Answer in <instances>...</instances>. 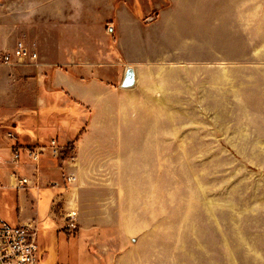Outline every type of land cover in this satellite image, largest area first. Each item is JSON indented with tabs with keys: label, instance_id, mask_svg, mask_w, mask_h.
Wrapping results in <instances>:
<instances>
[{
	"label": "rangeland",
	"instance_id": "374dc122",
	"mask_svg": "<svg viewBox=\"0 0 264 264\" xmlns=\"http://www.w3.org/2000/svg\"><path fill=\"white\" fill-rule=\"evenodd\" d=\"M88 1L104 2L106 20L83 37L86 52L104 50L109 61L116 60L115 87L124 89L128 69L136 74L131 89L139 98L137 119L143 120L136 123V197L126 201L121 193L119 203L136 210V226L76 236L48 229L38 236L40 264H264V0L259 29L235 18L246 0L244 7L230 1L235 32L227 31L232 35L227 38L221 28L230 22L226 12L210 24L203 18L225 0ZM108 6H127L136 16L140 52L132 60L118 52L117 30L110 31L116 10ZM196 13L200 23L191 18ZM126 26L120 34H130ZM9 30L13 33L5 36ZM17 42L16 28L1 25L0 11L3 51L11 53ZM207 46L211 58L202 57ZM242 46L248 58H241ZM194 47L201 62L189 61ZM52 61L37 58L33 64ZM75 61L88 66L99 60ZM120 127L129 131L133 124ZM130 192L134 195L133 187Z\"/></svg>",
	"mask_w": 264,
	"mask_h": 264
},
{
	"label": "crops",
	"instance_id": "0c3cea01",
	"mask_svg": "<svg viewBox=\"0 0 264 264\" xmlns=\"http://www.w3.org/2000/svg\"><path fill=\"white\" fill-rule=\"evenodd\" d=\"M225 1L209 11L203 9L204 5L201 9L206 11L203 18L209 24L215 15L226 12L225 18L229 16L230 22L225 20L221 28L227 38L232 36L228 32H235L231 31L234 8L232 0ZM240 1L244 7L245 1ZM260 2L246 0L245 8L235 18L240 16L243 25L249 27L251 23L259 29L263 17ZM110 7L107 10H116L115 26L110 31L117 30L118 52L132 60L140 52L136 16L127 6ZM0 11L1 25L16 28L17 43L23 42L37 58L55 60L42 65H34L31 60L28 64L2 65L6 52L5 46L0 45V193H4L0 195V219L10 226L35 223L39 234L50 229L57 235L66 231L68 236L97 229H116L113 232L119 233L136 226V210L131 213L119 203L121 193L126 201L130 196L136 197L139 98L132 87H115L120 67L114 58L109 61L110 54L104 50L88 53L87 45L83 46L89 28L106 20L104 2L0 0ZM191 18L200 23L202 17L196 13ZM124 26L131 28L130 34H120ZM10 33L13 32L6 31L5 36ZM192 42L199 44L200 40L194 38ZM155 44L154 40L151 46ZM205 49L207 56L202 57L211 58V46ZM240 50L241 58H248L245 47ZM202 57L194 47L189 61L201 62ZM87 58L99 61L88 66L75 61ZM141 94L148 98L145 90ZM131 122L129 131L121 130V123ZM53 141L60 150L59 156L48 151L40 155L38 162L29 157V150L49 147ZM15 150L19 159L13 157ZM18 176L28 177L30 185L19 188ZM131 187L134 195H130ZM10 209L14 217H10ZM72 214L78 223L75 233L64 229L66 216ZM43 258L39 251L40 263Z\"/></svg>",
	"mask_w": 264,
	"mask_h": 264
},
{
	"label": "built area",
	"instance_id": "2783aa9c",
	"mask_svg": "<svg viewBox=\"0 0 264 264\" xmlns=\"http://www.w3.org/2000/svg\"><path fill=\"white\" fill-rule=\"evenodd\" d=\"M36 61L37 55L30 52L23 42L17 43L11 53L3 56L2 65L15 66L28 64L29 61ZM12 137V135H9ZM49 149V150H48ZM50 153L54 156L60 155L57 143L53 141L49 147L29 150V157L39 161L42 153ZM14 159H19V153L14 151ZM19 188L23 189L30 185L28 177L18 176ZM77 220L74 215H67L64 229L74 232L77 228ZM39 229L35 223L26 225L10 226L0 219V264H40L38 247Z\"/></svg>",
	"mask_w": 264,
	"mask_h": 264
},
{
	"label": "water",
	"instance_id": "95a60500",
	"mask_svg": "<svg viewBox=\"0 0 264 264\" xmlns=\"http://www.w3.org/2000/svg\"><path fill=\"white\" fill-rule=\"evenodd\" d=\"M135 84H136V74H135V71L130 68L127 70V72L125 74V77H124V80L122 83V87L123 88H131Z\"/></svg>",
	"mask_w": 264,
	"mask_h": 264
},
{
	"label": "trees",
	"instance_id": "16d2710c",
	"mask_svg": "<svg viewBox=\"0 0 264 264\" xmlns=\"http://www.w3.org/2000/svg\"><path fill=\"white\" fill-rule=\"evenodd\" d=\"M74 149V148H73ZM73 149H72V151H73Z\"/></svg>",
	"mask_w": 264,
	"mask_h": 264
}]
</instances>
